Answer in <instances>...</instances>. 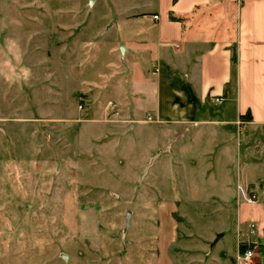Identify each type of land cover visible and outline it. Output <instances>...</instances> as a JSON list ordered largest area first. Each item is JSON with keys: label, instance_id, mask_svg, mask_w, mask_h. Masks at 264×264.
Instances as JSON below:
<instances>
[{"label": "rangeland", "instance_id": "obj_1", "mask_svg": "<svg viewBox=\"0 0 264 264\" xmlns=\"http://www.w3.org/2000/svg\"><path fill=\"white\" fill-rule=\"evenodd\" d=\"M242 1L216 0L227 15ZM156 4L0 0V264H156L172 208L189 249L180 259L228 264L236 254L237 217L249 222L264 174L236 200L254 177L244 149L149 110L135 84L156 67L134 53L149 44ZM221 230L229 237L215 245ZM244 246L254 257L240 264H264L263 240Z\"/></svg>", "mask_w": 264, "mask_h": 264}, {"label": "crops", "instance_id": "obj_2", "mask_svg": "<svg viewBox=\"0 0 264 264\" xmlns=\"http://www.w3.org/2000/svg\"><path fill=\"white\" fill-rule=\"evenodd\" d=\"M156 5L149 17V44L134 53L138 61L151 53L146 67L156 68L135 87L146 101L152 102L149 110L158 123L174 128L199 125L219 136L223 148L235 144L244 149L246 176L250 170L254 177L238 184L237 200L238 187L253 186L264 174V158L260 163L249 160L255 154H264V0H243L236 12L228 15L227 4L216 0H157ZM218 8L223 11L222 19L217 24L206 23L205 18L214 15ZM233 15L232 25L229 18ZM154 16L159 20L154 21ZM129 51L127 47L125 56ZM217 100L221 102L216 103ZM216 105L219 110L214 115L211 111ZM252 192L258 203L248 205L257 208L248 215L249 222L238 215L237 250L228 264H240L235 258L241 253L240 244L264 241V188ZM174 213L172 208L164 214L170 227L168 232L162 230L158 234L156 264H198L192 258H179L178 250L189 249L182 244ZM242 223L247 224L245 230ZM160 225L161 221L159 229ZM228 237L224 230L219 231L215 245Z\"/></svg>", "mask_w": 264, "mask_h": 264}, {"label": "built area", "instance_id": "obj_3", "mask_svg": "<svg viewBox=\"0 0 264 264\" xmlns=\"http://www.w3.org/2000/svg\"><path fill=\"white\" fill-rule=\"evenodd\" d=\"M154 21H158L159 20V17L158 16H154L153 17ZM221 101L220 100H217L216 103H220ZM247 202L249 204H256L258 203V197L256 194L254 193H251L248 198H247ZM254 249V248H253ZM253 249H249L247 250L245 253H241L242 255H239L238 256V260L239 261H242V262H245V263H249L252 261L253 257H254V250Z\"/></svg>", "mask_w": 264, "mask_h": 264}, {"label": "trees", "instance_id": "obj_4", "mask_svg": "<svg viewBox=\"0 0 264 264\" xmlns=\"http://www.w3.org/2000/svg\"><path fill=\"white\" fill-rule=\"evenodd\" d=\"M178 0H174V2H177ZM171 19L172 20H175V18H173V17H171ZM229 90V86L226 88V93H227V91ZM245 118H247L248 120L250 119V117L247 115V116H245ZM247 246H244V247H242L241 248V253L243 254V253H245L246 252V250H247Z\"/></svg>", "mask_w": 264, "mask_h": 264}]
</instances>
